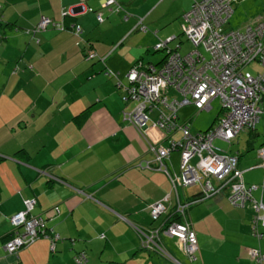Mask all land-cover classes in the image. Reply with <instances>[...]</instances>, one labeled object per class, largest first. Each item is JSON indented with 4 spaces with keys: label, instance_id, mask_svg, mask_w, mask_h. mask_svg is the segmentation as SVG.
Here are the masks:
<instances>
[{
    "label": "crops",
    "instance_id": "obj_1",
    "mask_svg": "<svg viewBox=\"0 0 264 264\" xmlns=\"http://www.w3.org/2000/svg\"><path fill=\"white\" fill-rule=\"evenodd\" d=\"M116 1L123 10L102 6L103 0H0V264H78L73 257L80 252L86 264H253L248 252L257 248L264 254V225L258 222L261 236L255 237L253 209L249 203L232 206L227 193L187 209L198 242L196 261L189 262L168 236L161 243L171 258L140 247L135 227L159 224L149 216L150 204L167 196L166 218L172 219L176 198L191 199L199 189L178 187L175 193L164 172L136 167L153 156L123 119L122 111L135 102L122 100L117 79L104 70L117 72L127 85L125 73L137 61L159 66L165 53L154 44L180 35L182 14L193 0ZM235 14L244 25L255 23L264 17V0H238ZM43 17L64 29L26 32ZM172 42L170 47L182 48L180 36ZM88 49L97 57L88 59ZM256 126L222 142L226 153L237 154L245 184H263L254 194L264 204V164L257 151L264 133L258 138ZM149 127V139L165 145ZM165 164L177 172L179 152ZM24 198L35 200L32 214L59 235L54 252L40 238L20 250L18 259L6 253L4 242L14 230L10 218L23 209Z\"/></svg>",
    "mask_w": 264,
    "mask_h": 264
},
{
    "label": "built area",
    "instance_id": "obj_2",
    "mask_svg": "<svg viewBox=\"0 0 264 264\" xmlns=\"http://www.w3.org/2000/svg\"><path fill=\"white\" fill-rule=\"evenodd\" d=\"M236 1L193 0L182 14L181 23L182 34L191 43L192 49L181 53L179 44L169 47L175 36L158 39L154 49L165 52L163 62L154 66L138 61L125 73L127 85L118 80L117 72L109 68L104 70L106 76L117 79V87L123 90L124 99L135 102L131 109L122 111L123 119L144 138L147 150L153 156L150 160L138 162L136 167L164 172L175 193L178 187L197 186L199 189V193L191 199L180 201L176 198L172 219L166 218L163 201L167 200V196L153 202L148 206L149 216L159 224L155 227H135L142 249L167 258L171 256L161 243L163 236L174 238L177 248L189 262L197 260L198 242L188 220L187 209L192 203L216 194L227 193V200L232 206L242 207L249 203L253 209L251 222L255 237L261 236L257 230L258 222L264 225V204L261 195L256 197L254 194L262 192L263 184H245L243 171L238 168L237 154L223 152L214 144V140L230 142L239 132L253 130L259 115L264 114L260 107L264 96V17L246 24L242 29L225 31L223 26ZM102 6L115 11L123 10L116 0H103ZM124 12V19H127L129 14ZM96 18L102 21L101 13H97ZM49 24L64 29L61 23L43 17L26 32L42 31ZM70 30L75 34L81 32L79 26ZM86 57L92 59L97 54L88 49ZM99 59L103 61V58ZM253 62L259 64V70L246 69ZM166 91H173V97L170 98ZM215 98L220 99L222 112L209 129L192 132L188 123L178 122L179 110L183 106L192 104L197 113L208 111ZM151 113H154L152 118ZM149 124L160 132L161 138H165V145L149 139ZM176 133H180L179 136L176 137ZM175 151L179 152V166L173 173L165 162ZM257 151L264 164V143ZM33 204V199H25V209L10 218L15 228L5 249L17 259L16 251L32 243L45 228L42 218L29 216ZM19 227H22L21 231L17 229ZM54 247L52 241L50 248L53 250ZM248 254L253 264H263L264 254L259 249L251 248ZM75 261L85 264V254L78 253Z\"/></svg>",
    "mask_w": 264,
    "mask_h": 264
},
{
    "label": "rangeland",
    "instance_id": "obj_3",
    "mask_svg": "<svg viewBox=\"0 0 264 264\" xmlns=\"http://www.w3.org/2000/svg\"><path fill=\"white\" fill-rule=\"evenodd\" d=\"M244 21L242 20V17L240 15H233L229 18L228 22L223 26L224 30H230V29H237L241 28L244 24ZM180 38H182V48L181 52L185 53L188 50L192 49V45L189 41L185 40L184 35H181L180 33ZM179 39L176 38L173 41H178ZM173 42H170V44ZM201 49V47H200ZM207 55V53H205ZM155 56L162 55V52H156L154 54ZM247 70H259L260 66L257 62H253L249 66L246 67ZM166 94L172 98L173 97V91H166ZM221 103L219 98H215L212 101V109L211 110H203L197 113L195 106L192 104L183 106L180 108L179 111V119L180 121H185L191 120V122L188 124L190 126V129L192 132H197V131H204L208 128H210L216 121L217 115L219 114V109H220ZM261 109L264 110V105H260ZM154 113H151V118L153 117ZM152 119L149 120L148 123H151ZM256 129L259 131V137L262 138V135L264 133V114L259 115V122L257 123ZM180 133H176L175 136H179ZM215 146H217L219 149H221L223 152H228L227 149V144L220 141V140H214ZM192 161H195L193 159ZM178 168V166H177ZM262 172V171H261ZM263 174V172H262ZM262 178V177H261ZM262 180V179H261ZM188 188L187 190H189Z\"/></svg>",
    "mask_w": 264,
    "mask_h": 264
},
{
    "label": "trees",
    "instance_id": "obj_4",
    "mask_svg": "<svg viewBox=\"0 0 264 264\" xmlns=\"http://www.w3.org/2000/svg\"><path fill=\"white\" fill-rule=\"evenodd\" d=\"M48 26H51V27H53L52 25H48ZM48 26L46 27V28H48ZM45 28V29H46ZM44 29V30H45ZM40 32V31H39ZM30 34H33V33H30ZM182 35V34H181ZM180 36V35H179ZM179 36H175V39L176 38H178L179 39ZM161 39V38H160ZM138 62V61H137ZM136 62V63H137ZM163 62V61H162ZM135 63V64H136ZM134 64V65H135ZM120 77H118V79H119ZM125 95V94H124ZM124 95H122V100L123 101H127V100H129V99H124ZM263 98H264V96H263ZM263 98H262V100H263ZM86 111H89V109L88 110H85L84 111V113H83V115H85L86 114ZM221 112H222V109L220 108L219 109V114L217 115V118H216V120L219 118V116H220V114H221ZM216 122V121H215ZM251 130V129H250ZM264 143V142H263ZM259 149V148H258ZM22 151V150H21ZM0 160H1V158H0ZM25 199H30V198H24L23 199V209L22 210H24L25 209V205H24V200ZM34 200V199H33ZM34 203H35V200H34ZM33 206H34V204H33ZM55 207H57V210H55ZM33 208V207H32ZM22 210H20V211H22ZM51 211H52V213H54V214H58L59 213V207L58 206H53L52 208H51ZM19 212V211H18ZM17 213V212H16ZM14 215V214H13ZM12 215V216H13ZM11 216V217H12ZM29 216H32V217H38V218H42L43 219V221H46L43 217H41V216H36V215H33L32 214V209L29 211ZM10 223H11V220H10ZM11 225H12V223H11ZM13 226V225H12ZM13 228H15L14 226H13ZM12 228V229H13ZM19 231H21L22 230V227H19V228H17ZM11 233H12V231H11ZM14 233H12V234H9V236L7 237V239H6V241L4 242V249H5V244H6V242H7V240L13 235ZM56 235H58V234H50L49 232H48V227L46 226V222H45V228H44V230H43V232H41L40 234H38V236L35 238V240L32 242V243H30L29 245H24V246H22V247H20L16 252H17V255L19 256V251L20 250H22V249H24V248H26V247H28V246H30V245H32L35 241H37L38 239H40V238H46V239H48V241H49V250H50V252H54V250H55V247H54V249L52 250L51 248H50V246H51V243H52V241L54 242V244L56 243V241H58V239H59V235H58V237H56ZM167 237V236H166ZM172 238V237H171ZM5 251H6V253L7 254H10L6 249H5ZM84 254H85V252H83ZM78 254V253H77ZM76 254V255H77ZM159 254V253H158ZM75 255V256H76ZM161 255V254H160ZM75 256L73 257L74 258V260H75ZM85 256H86V254H85ZM163 256V255H162ZM167 258V257H166ZM86 259H87V256H86ZM88 261V260H87ZM87 263V262H86ZM85 263V264H86Z\"/></svg>",
    "mask_w": 264,
    "mask_h": 264
},
{
    "label": "clouds",
    "instance_id": "obj_5",
    "mask_svg": "<svg viewBox=\"0 0 264 264\" xmlns=\"http://www.w3.org/2000/svg\"><path fill=\"white\" fill-rule=\"evenodd\" d=\"M192 2H193V1H192ZM237 2H238V0H237L235 3H237ZM235 3H234V4H235ZM234 4H233V6H234ZM120 5H121V4H120ZM121 6H122V5H121ZM122 8H123V7H122ZM187 10H188V9H187ZM187 10H186V11H187ZM232 13H233V10H232ZM232 13H231V15H232ZM231 15H230V17H231ZM230 17H229V18H230ZM229 18H228V20H229ZM261 18H262V17H261ZM228 20H227V22H228ZM227 22H226V23H227ZM226 23H225V24H226ZM245 25H246V24H245ZM245 25H244V26H245ZM244 26H242L241 28H237V29H242ZM181 34H182V31H181ZM182 35H183V34H182ZM173 36H175V35H173ZM166 38H167V37H166ZM158 39H160V38H158ZM158 39H157V40H158ZM164 39H165V38H164ZM174 39H175V38H174ZM174 39H173V40H174ZM173 40H172V41H173ZM185 40H186V38H185ZM172 41H171V42H172ZM155 44H156V43H155ZM155 44H154V45H155ZM169 44H170V43H169ZM178 44H179V43H178ZM179 46H180V44H179ZM169 47H170V46H169ZM153 48H154V46H153ZM171 48H172V47H171ZM154 50H155V49H154ZM190 50H191V49H190ZM156 51H163V50H156ZM179 51L181 52V49H180V48H179ZM188 51H189V50H188ZM163 52H164V51H163ZM164 53H165V52H164ZM181 53H182V52H181ZM99 58H100V57H99ZM99 60H100V59H99ZM248 66H249V65H248ZM213 100H214V99H213ZM213 100H212V101H213ZM211 109H212V108H211ZM211 109H210V110H211ZM196 111H197V110H196ZM216 121H217V120H216ZM214 124H215V123H214ZM214 124H213V125H214ZM213 125H212V126H213ZM212 126H211V127H212ZM208 129H209V128H208ZM206 130H207V129H206ZM204 131H205V130H204Z\"/></svg>",
    "mask_w": 264,
    "mask_h": 264
}]
</instances>
